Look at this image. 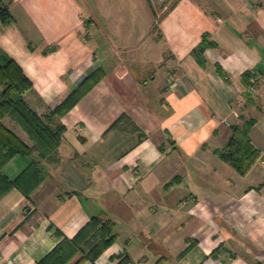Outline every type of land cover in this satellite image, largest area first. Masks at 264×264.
Returning a JSON list of instances; mask_svg holds the SVG:
<instances>
[{"label": "crops", "instance_id": "1", "mask_svg": "<svg viewBox=\"0 0 264 264\" xmlns=\"http://www.w3.org/2000/svg\"><path fill=\"white\" fill-rule=\"evenodd\" d=\"M4 1L0 49L39 115L105 74L52 122L65 128L53 161L17 153L0 167L13 180L35 158L44 172L29 197L0 195V264H38L92 216L116 234L95 264H264V0H176L160 16L148 0ZM203 36L204 66L191 54ZM249 119L261 155L242 175L217 151Z\"/></svg>", "mask_w": 264, "mask_h": 264}, {"label": "trees", "instance_id": "2", "mask_svg": "<svg viewBox=\"0 0 264 264\" xmlns=\"http://www.w3.org/2000/svg\"><path fill=\"white\" fill-rule=\"evenodd\" d=\"M13 19L5 1L0 0L1 22L10 23ZM214 44L203 36L192 49L191 54L200 65L204 66L206 63L205 49ZM104 74L101 67L96 68L49 114L41 116L24 98L25 91L31 86L28 78L16 62L0 49V167L17 153L32 156L37 152L40 158L53 161L65 128L59 122L51 126L52 122L57 116L66 114ZM249 76V72L243 75V82L246 85L250 83ZM6 117L17 122L26 131L33 142L31 146L4 124L3 119ZM129 121V117L123 114L113 122L111 128H122ZM253 124L254 120L249 119L242 126H234L226 145L217 151L223 160L232 164L242 175L248 172L261 155V151L253 145L249 137ZM141 136L146 134L141 132ZM43 179L44 172L39 160L32 158L30 164L13 180L0 175V195L11 186H16L29 197ZM113 228L114 222L111 219L92 216L73 238L63 237L38 261V264H67L78 253L81 256L73 264H82L86 260H91L92 264H95L97 256L115 240ZM55 233L59 234L58 229ZM187 249L188 247L183 252ZM128 260V257H124L117 264H125Z\"/></svg>", "mask_w": 264, "mask_h": 264}, {"label": "rangeland", "instance_id": "3", "mask_svg": "<svg viewBox=\"0 0 264 264\" xmlns=\"http://www.w3.org/2000/svg\"><path fill=\"white\" fill-rule=\"evenodd\" d=\"M150 2V4L152 5V7L154 8L156 15L160 16L162 11V5L166 4V10L167 11L170 6L176 1V0H148ZM154 3V4H153ZM164 11V12H165ZM13 121V120H12ZM8 124H12V122H10V120H7ZM29 138V137H28ZM30 140V138H29ZM31 141V140H30ZM31 143L33 144V142L31 141Z\"/></svg>", "mask_w": 264, "mask_h": 264}, {"label": "built area", "instance_id": "4", "mask_svg": "<svg viewBox=\"0 0 264 264\" xmlns=\"http://www.w3.org/2000/svg\"><path fill=\"white\" fill-rule=\"evenodd\" d=\"M171 79H172V76L169 75L168 86L173 85V83H170V80H171ZM232 114H234V115H236V116L239 115V113H238V111H237L236 109H232Z\"/></svg>", "mask_w": 264, "mask_h": 264}]
</instances>
